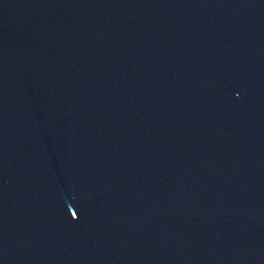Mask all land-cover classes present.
Here are the masks:
<instances>
[{
	"label": "water",
	"instance_id": "1",
	"mask_svg": "<svg viewBox=\"0 0 264 264\" xmlns=\"http://www.w3.org/2000/svg\"><path fill=\"white\" fill-rule=\"evenodd\" d=\"M0 264H264V0H0Z\"/></svg>",
	"mask_w": 264,
	"mask_h": 264
}]
</instances>
